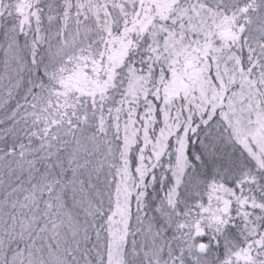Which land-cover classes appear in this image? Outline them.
Masks as SVG:
<instances>
[{
	"label": "snow or ice",
	"instance_id": "obj_1",
	"mask_svg": "<svg viewBox=\"0 0 264 264\" xmlns=\"http://www.w3.org/2000/svg\"><path fill=\"white\" fill-rule=\"evenodd\" d=\"M0 264H264V0H0Z\"/></svg>",
	"mask_w": 264,
	"mask_h": 264
}]
</instances>
